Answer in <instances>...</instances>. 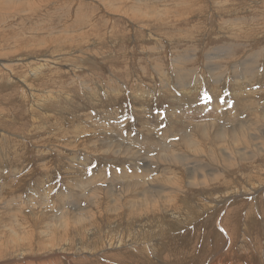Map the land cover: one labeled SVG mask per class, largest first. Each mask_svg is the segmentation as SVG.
<instances>
[{"label":"rangeland","instance_id":"rangeland-1","mask_svg":"<svg viewBox=\"0 0 264 264\" xmlns=\"http://www.w3.org/2000/svg\"><path fill=\"white\" fill-rule=\"evenodd\" d=\"M112 1L35 0L34 5L29 6V0H0V242H4V245L0 244V264H154V260L148 261L142 252L145 250L149 257L153 258L150 241L157 236H164L160 240L165 243L159 257L168 258L170 264H264V153L256 160L243 162L231 170L219 165L224 169L221 168L223 172H220L222 178L209 186H191L186 178L185 166L177 165L176 170L182 182L176 187L175 195L169 197L172 204L161 203L159 210L137 219L129 215V209L122 211L121 227L114 229L118 232L110 235L113 238L103 237L98 233L84 237L75 228L70 232L74 238L73 243H70L73 248L62 249L59 247L60 243L53 245L49 235L43 236L41 224L48 223L59 208L56 204L48 208L50 204L47 201L51 199V203L54 198L56 203L59 201V205L64 207L58 196L69 190L67 176L72 174L67 169L66 162L68 163L69 156L74 152L54 143L51 130L55 128L51 122L46 123L48 126L41 131L37 116H42V110H38L34 103L41 95H48V91H53L55 98L49 104L47 111L50 116L47 119L52 117L54 122L62 121L68 130L76 118L85 120V124L92 125V128L97 123L106 124L107 114L118 110L120 116L122 115L120 124L125 127L123 131L130 129L131 134H134L144 117L153 119V116L159 115V119H171L172 110L175 108L182 112L181 117H189L188 114L185 115L182 107L197 104L216 111L214 105H218L217 102L220 106L224 104L222 109L236 119L250 120L252 116H259L256 112L264 116V0ZM111 3L113 5L109 9L108 5ZM226 48L230 50V54L224 58L232 59L227 70L224 68L226 61L222 57L210 61L219 65V70L226 71H223L218 79L211 74L207 56H216L225 52ZM255 53L260 54H257L259 58ZM189 54H197V58L188 62L191 70L189 74H192L193 78H201L198 86L201 91L194 90L197 94L201 92L198 95L200 101L197 103L191 96L187 99L192 102L177 100L180 95L172 99L176 94L174 90L180 88L174 84L177 83L176 79L175 82L171 79L175 77L178 65L189 61L186 58ZM246 56L254 57L260 66L261 74L255 78L251 70L246 78L245 65L240 61L236 64L233 60ZM155 64L156 69L153 67ZM142 65L146 67V71L142 70ZM232 65L236 70H232ZM35 67L43 71H36ZM123 71L130 74L129 79H122L126 83L117 77L118 72ZM236 72L243 73H238V76ZM230 73L236 74L231 76ZM83 75L86 77L84 82L80 77H84ZM107 75L118 82L116 89L106 83L109 79ZM215 79L222 80L218 95L209 89L215 86ZM192 82L194 84V80ZM131 84L143 87L141 93H146L145 98L150 101L145 107H148L151 113L144 115L143 104L141 101L137 103L138 98L134 97L135 100L130 93ZM28 87H31L37 96L34 97L35 100ZM118 89L121 90L122 96ZM169 89L174 92L173 96L167 93ZM94 91L101 99L99 105L90 97ZM115 97L116 100H113ZM250 98L258 103L255 106L259 105L257 110L255 106L249 108L251 113L246 103L250 102ZM32 106L36 109L33 110ZM86 113L93 115L96 124L86 118ZM199 116L200 114L196 118ZM164 120L162 119V122ZM163 123L165 125L171 122L165 120ZM249 125L253 128L260 127L253 122ZM36 129L41 132H35ZM84 135L93 134L84 132L80 137ZM67 136L71 138L70 134ZM67 136H64V139ZM92 144L90 142L88 147ZM242 146L244 145H240ZM179 147L182 150L180 143ZM83 151L85 150H77L75 155L80 158H100V163L98 160L92 163L94 166L109 168L120 165L113 154L100 148L90 150L91 154L88 155ZM18 154H23V159H26L24 163L18 164L14 161ZM118 158L125 163L122 156ZM5 161L10 163L6 165ZM44 162L48 168H57L56 173L54 172L56 179H50L48 186L39 180L44 172L41 165ZM127 165L130 166L129 163ZM78 178L80 182L82 178ZM250 186L256 189H250ZM19 194H22L21 199L16 198ZM33 197L35 199H32ZM31 199L34 204H31ZM88 201L94 207L90 214H99L95 200ZM8 202H14L13 206H9ZM153 204L159 205L150 203L145 206L151 207ZM105 205L103 202V209H106ZM13 212L15 216L12 215ZM35 213L41 216L37 217ZM35 219L40 222L35 224ZM98 221L102 231H109L110 227L118 225L111 223L107 215L98 218ZM114 222H118L117 219ZM14 228L17 231L27 229L26 232L21 231L22 245L18 247H15L11 240L12 237H17L13 234ZM162 231L163 234L160 233ZM130 234L137 244L131 241ZM119 237H122V240ZM135 239H140V242ZM93 242L99 244L96 246L98 249ZM103 243L106 245L103 246ZM120 243L124 244L118 246ZM53 246L56 249L52 248ZM160 260L159 264H165Z\"/></svg>","mask_w":264,"mask_h":264},{"label":"bare ground","instance_id":"bare-ground-1","mask_svg":"<svg viewBox=\"0 0 264 264\" xmlns=\"http://www.w3.org/2000/svg\"><path fill=\"white\" fill-rule=\"evenodd\" d=\"M18 1H23V0H18ZM34 3H35V0H33V1L29 0L28 5L33 6ZM14 4H16V1H14ZM112 5H113L112 3L108 5L109 9ZM176 5H177V3H176ZM85 6H86V4H85ZM105 7H106V5H105ZM175 8H177V7H175ZM173 14H175L174 11H173ZM182 19H183V17H182ZM80 21H81V19H80ZM175 23L176 22H174V24ZM80 24H81V22H80ZM69 26H71V25H69ZM237 29H238V27H237ZM69 36H71V35H69ZM79 43L81 44V42H79ZM216 52H217V50H216ZM229 54H230V50L227 48H226L225 52L219 53L216 56L213 55L214 57L213 56L210 57L211 55L208 54L209 55V56H207L208 59L207 58L206 59L210 63L211 74L213 75V77L219 79L222 76V72L224 70L223 69L219 70L220 66L215 65L213 61L212 62H210V61L213 60L214 58L220 57V59H221V57H222L226 61V62H224L225 63L224 68L227 70L228 67L231 66L230 61L232 59L230 60V59H227L229 57H227V58H224V57L228 56ZM257 54L255 53V56H257ZM259 55L260 54H258V56ZM195 56H197V54H189L186 57L189 59V61H187L184 64L178 65L177 71L175 73V77L171 80L174 81V79H176L177 83H174V84H177V86L180 89L174 90V92L176 93L175 95L171 89H169L167 91V93H169L170 96L174 95L172 99H175L177 96L180 95V99H177L179 101L189 102V101H191L190 99H187V97H189V96L192 97V100L195 103L200 101L198 95H200L201 92L200 93L198 92L199 94H197L196 92H194V90L196 89L197 91H201V90H199L200 88L198 87L200 85L201 78L200 77H196V78L194 77L193 78L192 74L190 76L189 71H191V70H189V67H188V62H190L193 58H197ZM253 58L254 57L250 58L247 56H246V58H242V57L241 58H239V57L233 58V60L236 62V64H237V62L240 61L242 64L245 65V67H246V69H245L246 71L244 73L245 77L248 75L247 73H249L250 70L254 74V77L252 75L253 78L258 76V74L260 73V69H259L260 66H259V64H257V62H256L257 60H254ZM248 59H250V62H248ZM216 60H218V59H216ZM115 61H116V59H115ZM221 63H223V62H221ZM236 64H235V66H236ZM20 65H22V64H20ZM39 66L41 67L42 65L40 64ZM39 66H37V67H39ZM51 67H50V70H51ZM153 67H154V69H156V64ZM232 67H233L232 70H236V67H234L233 65H232ZM30 68H32V66ZM30 68H29V70H30ZM41 68H38V69L36 68L37 69L36 71H43ZM157 68L160 69L159 64H157ZM125 69H127V68H125ZM52 70H54V69H52ZM142 70L143 71L147 70L144 65H142ZM199 71H201V70H199ZM224 72H226V71H224ZM39 73L40 72H38V74ZM43 73H41L42 76L44 75ZM146 73H148V72H146ZM190 73H192V72H190ZM236 73H234V74L230 73V74H231V76L235 75V74L239 76V74H241L243 72H236ZM110 75L112 76V74H110ZM200 75H202V74H200ZM47 76H48V74H47ZM76 76L77 75H75V77ZM111 76L107 77L109 79H108V82H106V83L111 85V87L113 89H116L117 88L116 84L118 82L116 80H112ZM80 77L83 78L82 80L84 82V79H86V77L85 76L84 77L80 76ZM117 77L121 80L123 78L129 79L130 74L129 73L127 74L124 71L118 72ZM218 79H215V82L213 83L215 86L209 87L210 92H211V90L213 92H216L215 95H218L221 91L220 84H221L222 80L220 81ZM192 80H194V84H192L193 83ZM256 80H257V78H256ZM24 81H26V80H24ZM72 81H74V80H72ZM122 81L125 82L124 80H122ZM167 81L169 82V80H167ZM239 81H238V83H239ZM85 82H86V80H85ZM250 82H252V81H250ZM238 83H237V85H238ZM241 83H243V82H241ZM223 84H224V82H223ZM33 86H34V84H33ZM88 86H90V85H88ZM31 87H28V88L31 89V92H32L31 96L35 100V98L37 96H35V93ZM118 90L121 93V90L120 89H118ZM130 91H131L130 93L133 94L132 95L133 98L134 97L138 98L139 101H137V103L141 101V103L143 104L142 111H143L144 115L151 113L149 108L145 107V105L149 104L150 101L147 98H145L146 93H141L143 91V87L141 85L134 84L131 86ZM240 92H242V91H240ZM52 93H54V92L48 91V95H46V96L41 95L40 97H38L36 102L33 101V103L35 102L34 105L35 106L37 105L38 110H42L41 111L42 116L40 114H38L40 116H37L38 121L41 123V126L39 125L41 128V131H43L46 128V126H48V125H46V123L48 124L49 122H51L55 128L54 130H51V132L53 131L52 133L54 134V137H53V139L55 140L54 143H57L56 145L63 146L67 149L74 151L73 155L69 156L68 163L66 162L67 169L70 170V173L72 175L69 177L67 176V178H68L67 184L69 186V190L63 191V193H61L60 195L58 194L60 202L63 203L64 207L62 208L59 205V201H58V203H56V200H54V198H52L51 203H50L51 199H50V201L48 200L47 203L50 204V206H48V208H51L55 204L59 208L56 210L57 214H55V212H52L55 215L50 217L51 220L47 221L48 223H46L45 225L41 224L40 227L42 228V233H44L43 236L49 235L50 236L49 238L52 241L53 245L60 243L59 247H62V249L63 248L64 249L73 248L72 246H70L71 245L70 243H73V239H74L71 236L72 234H70L72 229L76 228L78 231L81 232L80 234L84 235V237L89 236L92 233H94V234L98 233L99 235H102L103 237H107V236L113 235L114 233L118 232V231H114L115 228L121 227L122 219H120V217L122 218V215L120 213L122 211L129 209L128 210L129 215L132 216L133 219H137L139 217L146 216L148 213H151L154 210H159L161 203L172 204V199L169 197H173L175 195L176 187L179 186L180 183L182 182L180 180L179 172L176 170L177 165L182 164L185 166L186 178L189 181V184L191 186H196V185L209 186L212 183H216V181H218L219 179L222 178L220 176V175H222V174H220V172H223L222 170H224V169H230L231 170L243 162H252L253 160H256L257 158H259V156H261L264 153V143L262 142V141H264V116L259 112H256L259 115L257 117L252 116V117H250V120L248 118L242 120V119H236L233 115H231V113H229L226 110H223L222 107L224 106V104L220 106L219 102H217L218 105H214V108L216 109V111L206 109V107L202 108L200 106H197V104H194L193 106H191L192 104L191 105L186 104L189 107L185 106V107H182L181 109H183L184 112H186L185 115L188 114L189 117H181L180 114L182 112L179 111V108H175L172 110V113H171L172 118L171 119H167L165 117L162 118V119H165L168 121L170 120L171 123H169V124L164 125L163 122H165V120L162 122V119L161 118L159 119V115H157V116L152 115L153 119H151L150 117H149V119L144 117V119L141 120L140 124H138V126H140V127H137V132H135L134 134H131L132 130H130V129H128V131H123L125 129V127H123L122 124H120L122 122L120 120L122 115L120 116V114L118 113L120 111H118V110L114 111L113 113L110 112L109 114H107L106 124H100V123L96 124L95 118L93 117V115H87L89 113L88 112L85 114V115H87L86 118H89L92 121H95V124H96L95 127L92 128V125H90L88 123L85 124V120L80 121L79 119L76 118L75 120H73L71 122L70 127H68L70 130H68L65 128V125L62 121H61V123L54 122V120H52V117L47 119V117L50 116L49 115L50 112L47 111L49 108V104H51L52 100L55 98V95ZM107 93H109L108 89H107ZM29 94L30 93H28V95ZM37 95H39V94H37ZM121 96H122V93H121ZM90 97L93 98L98 105L101 102V99L99 98V95L97 94L96 91H94V93L90 94ZM208 99H209V97H208ZM250 99H249L250 102H246V103H248V107H247L248 110H249V108L254 107L255 104L257 103L253 98H250ZM113 100H116V97ZM177 100H175V102ZM41 103H42V105H41ZM212 106H213V104H212ZM258 106L259 105L255 106L256 110L258 109ZM33 108L34 107L32 106V109ZM34 109H36V108H34ZM249 111L251 113V110H249ZM219 112H220V114H219ZM33 114L34 113H32V115ZM199 114H200L199 118H196ZM235 114H237V113H235ZM138 116H141V115H138ZM34 118H36V116ZM82 118H83V116H82ZM140 118H142V117H140ZM140 118L137 117V119H140ZM57 120H60V119H57ZM251 122L259 125L260 127H258V128L251 127L249 125ZM41 131L37 130L35 132H41ZM84 132L91 133L93 135H84V136L80 137L82 135V133H84ZM193 133H194V135H193ZM69 134H70L71 138L67 136ZM108 134L111 136H108ZM64 136H67V138L64 139ZM41 138H42V136H41ZM50 141L51 140H49V142ZM90 142H92L93 144L91 147H88V144ZM179 143L182 146V150L179 147ZM240 145H244V146L240 147ZM94 148H100L106 153L113 154L115 159H117L120 162V165H116V166H112V167L109 166V168L106 166L102 167L101 165H99V167H97V166L92 165V163L97 161V160L100 163L99 157L91 158L90 156H87L84 158H80L78 155H75V152L77 150H80V151L85 150L83 152L86 155L91 154L90 150H92ZM16 151H17V149H16ZM19 154L15 156L14 161L17 162L18 164L24 163V161L26 159H23L24 158V157H22L23 154L20 156H19ZM118 156H122L125 159V163L123 161H121L118 158ZM6 163H10V162L5 161L4 164H6ZM72 163H74V164H72ZM127 163H129L130 166H128ZM6 165H4V166H6ZM41 165L44 168V172L41 174L42 176L39 177V180L44 185H47L50 179L52 181L56 179V177H55L56 175H54V172L57 168L56 169L54 167L48 168V165H46L45 162ZM44 165H46V166H44ZM219 165L222 166L224 169L222 167H220ZM63 167H64V165H63ZM221 168H222V170H221ZM225 172L227 175L228 174L227 170ZM235 172H237V171H235ZM62 175H64V174H62ZM78 177L82 178V180L80 182H78V180H79ZM225 179H227V178H225ZM247 182H249V179ZM257 182H259V180ZM35 183H36V181H35ZM254 186H250V189H256V187H254ZM46 188L47 187H45V190H46ZM50 189H52V188H50ZM50 189H49V191H50ZM21 197H22V194H19L16 196V198H19V199H21ZM32 199H35V197H33ZM32 199H31V204L33 203ZM88 199L91 201L95 200V205L97 206V210L99 211V214H97V213L90 214V212L92 210H94V207H93V205L90 204ZM231 199H234V198H231ZM103 202H105L107 205L106 209H103V207H102ZM150 203H159V205L153 204L151 207L145 206L146 204H150ZM12 204H14V202H8L9 206H11ZM81 204H84V205H81ZM40 209H39V212H41ZM14 210H16V209H14ZM7 211H9V210H7ZM35 214L37 217L41 216V214H39V213H35ZM123 214H124V212H123ZM12 215L15 216V213ZM105 215L108 216V219H110L111 223H118V225L115 226L114 228L110 227L111 229L109 231H102V227H101V225L99 226V223H98L99 222L98 218H100V219L104 218ZM18 218H19V215H18ZM116 219L118 222H114ZM12 222H14V220ZM38 222H40L39 219L35 221V224H37ZM41 228H40V230H41ZM26 230H27L26 228H23V230H21V231L26 232ZM21 231H17V229H15V228L13 230V234L17 236V237L11 238V240L15 244V247L22 245L21 244L22 238L20 237ZM5 233H4V236H5ZM160 233L163 234V231ZM83 235H81V236H83ZM102 236H100V237H102ZM84 237H83V239H85ZM110 237H112V236H110ZM122 237H121V239L119 237V239L122 240ZM161 237H164V236H157L155 239L150 241L151 242L150 244L152 245V250L154 252L153 258L149 257V255L147 254V252L145 250H143L142 255L150 262L154 260V262H153L154 264H159V262L161 261L160 259H162L163 263L170 264L168 258L163 259V258L159 257V254H160L159 252L162 251V249L165 245L164 241L160 240ZM0 238H1V236H0ZM112 238H110V239H112ZM97 239H99V238H97ZM130 239L133 243H136L135 241H133V236L131 234H130ZM135 240L137 242H140V239H135ZM48 242L50 243V241H48ZM112 242H113V240H112ZM3 243L4 242H0V244H3ZM104 244L105 243H103V246H104ZM111 244H113V243H111ZM123 244L124 243H120V244H118V246H121ZM28 245H29V243H28ZM94 245L96 247L99 244L96 245V243H94ZM100 245H101V243H100ZM139 246H141V245H139ZM54 247L55 246H53L52 248H54ZM95 247H94V249L97 248V247L96 248ZM111 248L112 247H110V249ZM7 249H9V248H7ZM54 249H56V248H54ZM49 253H50V251H49ZM76 253H78V252H76ZM15 256H17V255H15ZM6 259H8V258H6ZM19 259H21V258H19ZM48 259H49V257H48ZM30 260H32V259H30ZM48 264H50V263L48 262ZM151 264H152V262H151Z\"/></svg>","mask_w":264,"mask_h":264}]
</instances>
